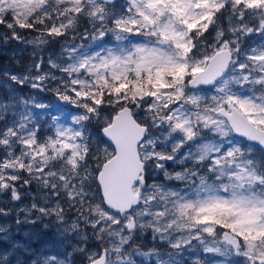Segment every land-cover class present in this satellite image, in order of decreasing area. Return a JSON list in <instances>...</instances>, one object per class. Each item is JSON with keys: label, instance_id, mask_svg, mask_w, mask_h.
<instances>
[{"label": "snow or ice", "instance_id": "obj_1", "mask_svg": "<svg viewBox=\"0 0 264 264\" xmlns=\"http://www.w3.org/2000/svg\"><path fill=\"white\" fill-rule=\"evenodd\" d=\"M0 28L32 49L0 264H264V0H0Z\"/></svg>", "mask_w": 264, "mask_h": 264}, {"label": "rangeland", "instance_id": "obj_2", "mask_svg": "<svg viewBox=\"0 0 264 264\" xmlns=\"http://www.w3.org/2000/svg\"><path fill=\"white\" fill-rule=\"evenodd\" d=\"M0 31H3V29L0 28ZM55 50L59 51V46L54 45L53 46ZM26 49L28 53L19 54L18 51ZM31 52L32 49L30 47H25L23 44H20L16 41L10 42L7 46H4L2 43H0V56L4 57L6 59L5 63H0V79L3 78V73L5 71L13 72V73H19L24 72L26 70V66L31 63ZM3 59V58H2ZM2 91V89H0ZM22 93H28L29 89L27 87H24L23 89H20ZM37 95L41 100L44 102H54V97L51 93H34ZM62 103V102H58ZM41 111V110H36ZM18 206V205H11V207ZM69 217H71V213H69ZM0 222H3V218H0ZM55 231V226L50 225L49 229L47 230L48 235L42 236L39 240L35 241L36 246H40V244L48 241L51 239V233ZM69 251L71 249H68ZM77 264H79V258H77Z\"/></svg>", "mask_w": 264, "mask_h": 264}, {"label": "trees", "instance_id": "obj_3", "mask_svg": "<svg viewBox=\"0 0 264 264\" xmlns=\"http://www.w3.org/2000/svg\"><path fill=\"white\" fill-rule=\"evenodd\" d=\"M2 29V28H1ZM25 46V45H24ZM26 47V46H25ZM24 53H28V51L26 49L22 50V54ZM1 57V56H0ZM4 61V58H0V63H2Z\"/></svg>", "mask_w": 264, "mask_h": 264}, {"label": "flooded vegetation", "instance_id": "obj_4", "mask_svg": "<svg viewBox=\"0 0 264 264\" xmlns=\"http://www.w3.org/2000/svg\"><path fill=\"white\" fill-rule=\"evenodd\" d=\"M12 204H9L8 207H11Z\"/></svg>", "mask_w": 264, "mask_h": 264}]
</instances>
